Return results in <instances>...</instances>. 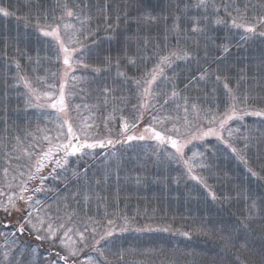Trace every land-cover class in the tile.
<instances>
[{
    "label": "snow or ice",
    "instance_id": "snow-or-ice-1",
    "mask_svg": "<svg viewBox=\"0 0 264 264\" xmlns=\"http://www.w3.org/2000/svg\"><path fill=\"white\" fill-rule=\"evenodd\" d=\"M28 7L29 11L23 15L0 7V17L22 20L26 26L34 27L46 38L43 44L51 51L48 58L54 59L57 65L62 61L64 67L62 72L59 67L52 71L51 79L30 77L24 72L21 60L26 58L32 63L33 58L22 51L18 43L15 53L19 58L12 56L5 38L2 58L5 66L14 60L16 68L15 77L4 81L5 87H18L22 83L27 90L26 106L42 110V115L55 128L37 127L36 131L43 133L41 136L25 130L26 135L21 137L13 135L4 120L6 135L0 138L3 161L0 163V212L4 214L0 222L3 229L0 236L4 237L0 264H36L29 256L34 257L38 248H25L20 241L25 233L48 244L50 254L45 264H136L126 257L135 256L138 250L125 247L117 233L173 231L170 225H140L135 216L130 218L118 211L121 149L132 146L133 141H155L152 151L155 163L174 164L177 170L183 166L180 176L175 178L176 183L185 179L195 181L214 201L233 198L217 197L204 176L195 172L196 168H211L207 160L198 159L204 152L194 150L209 137H214L223 147L203 144L205 149H215V153L227 150L264 186V165L254 168L250 163L253 155L260 159L264 152V4H253L251 0H169L158 10L149 0H123V6L115 15L116 6L110 0H100L95 5L91 0H57L54 8L38 9L35 13L31 5ZM93 8L99 11V16L90 14ZM133 8L135 15L131 14ZM132 24L140 35L124 34L121 55L113 57L99 47L101 30L108 39H119L122 34L118 29ZM153 26L162 29L154 37L155 43L143 35L144 30L150 31ZM221 29L225 36L217 43L212 33ZM133 36L138 43L136 51L130 54ZM233 36L238 38L233 39ZM233 47L249 50L259 47L261 53L239 70L235 85L230 75L231 66L227 63ZM149 48L153 50L151 53ZM122 60L138 69L143 65L142 74L127 77L120 71ZM35 63H40L39 54ZM191 63L198 65L199 75L187 77L181 89L177 83L181 75L179 68L181 64ZM113 64L118 75L134 85L128 89L132 95L117 97L115 87L95 81L99 92L97 100L105 106L110 102L115 105L117 101L126 104L131 99H135V103L131 104V119L120 117L121 124L115 136L105 122L109 134L97 138L92 131L93 122L76 120L71 115L73 111L79 115L81 105L73 104L70 97L76 94L73 91L76 82L84 79L83 74L74 73L77 69H85L100 75ZM209 85L212 94L222 85L224 96L220 104L204 108L187 90L207 89ZM83 91L81 88L80 92ZM172 111L175 116L171 115ZM166 112L169 114L165 115ZM5 113L6 109L0 115ZM145 113L150 114L149 122L137 134ZM245 117L260 119L259 134H253ZM108 119L115 120V116L110 115ZM169 121H172L170 126ZM234 121L237 125L232 124ZM169 147L174 151L170 152ZM97 148L114 151L104 153L102 172L98 169L90 174L92 165L88 158L100 155L95 151ZM113 159L116 160L114 167L109 163ZM113 178L117 184L114 202L103 194L112 190ZM48 181L52 183H46ZM141 182L142 177L137 175L136 183ZM39 193H45L51 203L46 204L37 196ZM52 193L55 195H49ZM236 198L243 203L242 210L233 214V220L207 219L189 230H176L188 239L195 233L213 241L216 253L205 264H264V193L257 194L241 185ZM15 213H19L17 225L10 229L7 219ZM86 251L87 255L81 259ZM149 253L155 255L152 249L139 252L142 256ZM168 264L174 261L169 260Z\"/></svg>",
    "mask_w": 264,
    "mask_h": 264
},
{
    "label": "trees",
    "instance_id": "trees-1",
    "mask_svg": "<svg viewBox=\"0 0 264 264\" xmlns=\"http://www.w3.org/2000/svg\"><path fill=\"white\" fill-rule=\"evenodd\" d=\"M57 0H0V7H5L9 11L17 12L18 15H23L29 11V5H31V11L35 13L38 9L42 11H47L55 7ZM100 0H91L92 4H98ZM110 2L116 7L113 10V15L123 6V0H110ZM150 4L153 7H156L158 10L160 7L166 6L169 0H149ZM251 3L262 5L264 0H251ZM92 16H99L100 13L96 8H93L90 13ZM131 14L135 15V8L131 9ZM118 31L122 34L119 39H108L107 34L101 30L99 33V47L105 52H110L113 57L121 55V49L123 47L124 34L132 36L133 34L140 35L136 26L132 24L129 26L122 25ZM158 30L155 26L149 31L144 30L143 35L147 36L149 39L153 40L155 43L154 37L158 34ZM38 35V32L34 27L26 26L25 23L17 21L15 18H3L0 17V66L5 65V59L2 58V49L5 43V38L10 45L9 51L10 54L16 58H19L15 53V47L18 46L24 52H29L30 54H35V47H39L40 44L43 45L41 41H34V33ZM236 30H233L235 33ZM215 37L217 43L225 36V31L223 29L218 30L212 33ZM235 39V37H232ZM160 42L163 43V38L161 37ZM138 40L135 36L131 43L129 44V53L136 51ZM174 43V41H172ZM96 47V45H91ZM42 50V49H39ZM149 53L153 50L149 48ZM259 47L252 49H247L244 47L236 48L233 47L231 54L228 58L227 63L231 66L230 75L233 78L232 83L235 85L236 77L239 70L245 66L249 59L252 57H258L260 55ZM37 55V54H36ZM28 60L26 58L21 60V64L24 69L29 70L30 68L26 65ZM139 64V61H137ZM151 63L148 67L150 68ZM201 66H204L203 60H201ZM8 68L11 69L13 75L16 74L15 62L14 60L8 64ZM88 71V70H87ZM120 71H123L127 77H136L142 74L143 65H140L139 69L136 66L127 64L126 61H121ZM171 70H169L170 72ZM179 71L181 73L178 86L183 88V83H186L187 77L198 76V65L196 63H191L189 65L181 64ZM117 69L115 64L103 74L107 77L106 80H103L101 83L107 82L109 86H113L116 89L121 88V84L125 81L124 77L116 78ZM1 75V73H0ZM4 79H0V103L1 99L6 98L7 94L11 95L13 88L5 87ZM127 89L130 88L131 82H127ZM243 83V82H241ZM208 93L206 96L205 93ZM187 93L190 97L196 98L195 102L204 107H211L212 104H220L223 96L224 90L222 85L217 86V91L215 94H212L211 85L207 89L203 87L199 88H190L187 90ZM215 96V98H213ZM3 105V102H2ZM1 105L0 112H4L3 106ZM222 107V105H221ZM18 107L16 108V110ZM12 110L6 111V115H0V118H5L8 124L11 126V116ZM246 122L250 125L253 134H259L257 129L260 127V119L257 117H247ZM4 128V123H0V131ZM141 128V127H140ZM140 141H133L132 144L139 143ZM207 143L214 145L212 138L207 139ZM121 146H117L120 148ZM97 153H101L105 149L97 148ZM255 152V149H253ZM252 155V153H250ZM261 158L257 159L253 155L250 163L254 168H259L264 165V152L260 154ZM207 158L210 159L208 163L211 165L210 169H203L201 175L207 180V183L211 187L212 191L216 193L217 197L230 196L233 199L229 201H222L220 199L212 200L209 192L199 184H194L191 181H186L181 183H173V176L170 173H166L164 170L157 168L155 170L146 169L148 178L147 182L144 180L141 184L150 193L144 197L138 194L140 185H130L126 190H121L119 201H118V211L129 216L130 218L135 216L137 223L140 225L146 223H152L153 227L158 225H170L173 231L163 232H143L140 233L139 238L133 236V231H128L127 234L117 235L119 240L123 243L125 247L132 246L138 251H146L147 249H152L155 255L149 253L150 256H145L146 260H149V263L152 264H168V261H174V264H205V261L208 260L211 256H214L216 253V248L213 244V241L202 236H198L195 233L192 235V239L180 235L177 229L181 231L189 230L194 228L200 222L210 219L212 221L224 220L231 221L234 219V213L238 214L242 210V201H240L237 196V190L243 185L244 188H250L255 193H264V186L262 182L256 180L252 177L250 173L246 170L245 166L236 159L230 152L225 150V152L218 153L217 159H214L210 154L207 155ZM143 160L137 161V163H142ZM154 162L149 163L153 164ZM168 174V178L165 182V185H160L161 181L157 179L164 176L161 172ZM47 172V171H46ZM175 174H177L175 172ZM155 182H159L156 184ZM114 189V188H112ZM136 191H138L136 193ZM104 195H107L111 201H115V193L106 190ZM110 211L113 209L110 208ZM103 214V209H101V215ZM19 213H15L8 219H13L8 223L9 227H16L17 217ZM163 217V219H161ZM4 214L0 212V221L2 222ZM28 247H37L38 252L35 254L34 258L38 256L36 264H45V258L49 257L50 249L48 244L42 243L34 239L33 236L28 235L27 233L21 236ZM162 249V251H161ZM90 251V250H87ZM86 253L81 254V259L85 258ZM31 255L29 256V258ZM129 260H142L138 255L126 257Z\"/></svg>",
    "mask_w": 264,
    "mask_h": 264
},
{
    "label": "rangeland",
    "instance_id": "rangeland-1",
    "mask_svg": "<svg viewBox=\"0 0 264 264\" xmlns=\"http://www.w3.org/2000/svg\"><path fill=\"white\" fill-rule=\"evenodd\" d=\"M34 35H36V32L34 33ZM238 37H235V39ZM46 38H43L39 35H36V37H34V41L33 42H37V41H41L43 43V40ZM39 44V47H35L36 53L35 54H30L29 52H26L28 56H31L33 58L32 63H29L28 61L26 62L27 65L30 66V69H24V72L29 75L30 77L35 78L36 76H40L43 78H47V79H51L50 73L52 71H56L57 67H59V70L62 72L63 70V64L62 61L59 63V65H57V63L55 62L54 59H49L48 57L51 56V51L47 48V46L45 44H40L39 42H37ZM42 49V50H39ZM39 54L40 57V63L36 64L35 60L37 58V55ZM151 66V64H150ZM0 79H8L11 80L15 77V75H13L9 68L7 66H5L4 64L0 66ZM84 75V79L81 82H76V87L73 89V91L76 93L74 96L70 97V100L73 102V104H80L81 105V109L79 112V115H77V113L75 111H73L71 113V115L76 119V120H88L89 122H93L95 127L94 129H92V131H94L95 136L97 138L99 137H106L109 132L108 129H106L104 127L105 122H107L108 124V128L109 129H113V131L111 132V134L113 136L116 135V131L119 129L120 124H121V120L120 117L123 116L125 118L131 119L130 117V112L133 111L131 108V104L135 103V99H131L129 103H121L119 101H117V103L115 105H113L111 102L105 106L101 103H99V101L97 100V96L99 95L98 92V84L95 83V81H99L100 83L103 80H106L102 77H100V75H97L95 73H92L90 70H85V69H77V71L74 73V75ZM119 76L118 73H116V78L118 79ZM59 82H57L58 85ZM89 85H91V89L89 88ZM72 86V82L69 83V87ZM127 86L128 83L123 81V93L119 90H116L115 95L117 97L120 96H127ZM131 88H134L133 84H130ZM11 89L13 88V92L11 93V95H6L7 97L4 99H1V103H0V110H1V105L3 102V110L6 109V111L12 110V114L15 111V114L11 116V126L8 124L7 122V128L8 130L13 134V135H19L21 137H24L26 135L25 130L27 131H31L33 133H35L37 136H41L43 133L37 132V127H39L40 129H46V128H50V129H54L55 126L51 123H49V121L42 115V110L34 108V107H28L26 106L25 103V99H26V93L27 90L23 87V84L21 83L18 87H10ZM83 88L84 91L83 93L80 92V89ZM68 89L66 88V91ZM129 97H131V93L129 92ZM85 105H87V107H85ZM94 105H99L98 107H93ZM18 107V109L16 110V108ZM116 108V111H113V108ZM123 108L124 111H120V109ZM47 111H51L50 109H48ZM165 115L169 114V113H164ZM6 115V113H5ZM110 115H114L115 116V120L112 119H108V117ZM172 116H175L176 113L175 111L171 112ZM180 115H183V112L181 110ZM5 118H7L8 120V116H5ZM5 118H0V123L3 122L4 123V119ZM245 117V121H246ZM150 119V114L149 113H145L144 118L142 121H140L139 123V127L137 129V134L139 133V131H141L143 129V127L149 122ZM169 126L171 125L172 121H169ZM238 122H232L233 125H237ZM141 127V128H140ZM4 128H5V124H4ZM4 128L2 129V131H0V138H2L3 136L6 135V133L4 132ZM241 131H243V129H241ZM239 133H237L238 135ZM52 135H55V132H52ZM212 138L214 145H218L219 147H223L222 145H219V142L214 138V137H210ZM203 144H208L207 140L203 142ZM203 144L199 145L198 147L194 148L195 151L197 152H204V156L203 157H199L198 159H205L207 161H209L210 159L207 158V155H211L214 159H217V155L218 153H215V149H205L203 147ZM120 146V145H117ZM155 147V141L152 140H145V141H140L139 143L136 144H132V146H126L124 148L121 149V164H120V184L119 187L121 190H126L128 189L126 186L128 184V186L132 185H140L139 186V192L136 191V193L138 192L141 193L140 195L144 196V197H148L146 194L150 193L149 191H147L142 186L144 182V180L147 182L146 178H148V174L146 172V169H151V170H155L157 168L160 167V169L164 170L166 173H168L170 171V173L173 176V183L176 184V179L177 177L180 176L181 172L183 171V166H180V169L177 170V166L176 165H171L169 166V164L164 163V164H157L155 163L156 157H154L152 155V151L153 148ZM193 145H189V148H192ZM170 152L174 151L173 149H171L169 147L168 149ZM97 152V150H95ZM109 151H114V149H105L103 150L99 156H97L95 159L89 157L88 160L91 163L92 167H90L89 171L90 174L91 172H95L98 169L102 172V168L103 165L101 164V161L104 158V153L105 152H109ZM185 151L188 153L189 156H191V152H188V149H185ZM215 153V154H214ZM143 160L144 162L142 163H137V161ZM2 158H0V163H2ZM151 162H154L153 164H150ZM109 163L114 167L116 165V160H110ZM81 165L83 166V162H81ZM48 169H45V172ZM203 169L200 168H196L195 172L197 174L201 175V171ZM161 172L164 176L160 177L157 179V181H161V184L159 182H155L156 184H160V185H165V182L167 180H165V178H168V174H165V172ZM175 172L177 174H175ZM0 175H2V173H0ZM137 175H139L140 177H142V182L140 184L136 183V177ZM149 179V178H148ZM186 181H191L194 184H197L195 181H192L190 179H185ZM38 183V182H37ZM46 183H52V181H48ZM143 183V184H142ZM112 184V189L111 193H115V188L117 187L116 181L113 178V180L111 181ZM142 184V185H141ZM203 187V186H202ZM49 195H55V193L49 194ZM37 196H39L42 200H45V203H51V200L46 199V194L45 193H39L37 194ZM13 219H7V223L11 224L10 221ZM1 222V221H0ZM10 229L12 227H9ZM3 229L0 228V231H2ZM134 232V231H133ZM120 234H127L126 233H117V235ZM133 236L135 238H139L141 235L140 233L134 232ZM20 241L22 243V245L25 248H28V245H26L25 241L20 238ZM4 243V237L0 236V247L3 246ZM140 251H137V254L139 257L142 258V260H137L136 264H152L149 263V260H146L144 257L139 254ZM147 256H150V254H148ZM38 256H36V259L31 256L29 259L30 260H37Z\"/></svg>",
    "mask_w": 264,
    "mask_h": 264
}]
</instances>
